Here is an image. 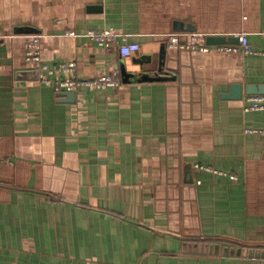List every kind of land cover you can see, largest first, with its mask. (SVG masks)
<instances>
[{
  "label": "crops",
  "instance_id": "crops-1",
  "mask_svg": "<svg viewBox=\"0 0 264 264\" xmlns=\"http://www.w3.org/2000/svg\"><path fill=\"white\" fill-rule=\"evenodd\" d=\"M91 29L139 52L105 51ZM190 32L245 33L262 54L167 46ZM31 36L81 79L137 61L149 74L56 94L25 61ZM248 85L264 86V0H0V264H264V111H244Z\"/></svg>",
  "mask_w": 264,
  "mask_h": 264
},
{
  "label": "built area",
  "instance_id": "built-area-1",
  "mask_svg": "<svg viewBox=\"0 0 264 264\" xmlns=\"http://www.w3.org/2000/svg\"><path fill=\"white\" fill-rule=\"evenodd\" d=\"M68 36H76L73 31L67 33ZM89 41L96 43L105 51L115 49L120 58H128L139 52V44L129 42L125 37H119L111 29L88 30L84 35ZM182 36L187 39L183 40ZM206 35L190 32L186 34L169 33L166 35L167 46L179 51H190L199 53H209L216 51L224 54H262L260 51L252 49L248 43L247 35L241 33L237 35L238 43L209 45L206 42ZM40 37L31 36L25 42L24 58L34 71L38 74V82L51 88L56 94L74 92L79 88H92L104 91L109 88L120 87L122 84L120 72L113 71L99 75L93 79H81L77 76V65L74 61L62 62L56 64H47L42 60L40 52ZM244 111H264V95L253 94L246 97ZM256 132V131H254ZM197 168L212 171L204 166H195ZM215 172V171H214Z\"/></svg>",
  "mask_w": 264,
  "mask_h": 264
},
{
  "label": "water",
  "instance_id": "water-1",
  "mask_svg": "<svg viewBox=\"0 0 264 264\" xmlns=\"http://www.w3.org/2000/svg\"><path fill=\"white\" fill-rule=\"evenodd\" d=\"M206 42L209 45H218V44H232V43H238V38H234V37H223V36H208L206 38ZM135 65H139V70H134V71H128L127 67L125 66L124 63L121 64L120 66V72L122 77L124 78V80H128L130 78H136V77H147L149 73H146L143 71V62L141 61H137ZM34 74L38 75L36 71H33ZM157 80H163L166 78H170L167 77L165 75H163V71H162V66L160 65V67L157 70L156 73ZM138 80V79H137ZM141 80V79H140ZM147 80H152V79H147ZM127 82V81H126ZM231 93L229 95H225V97L227 98H233V99H238L241 98V89L240 86L238 85H232L231 88ZM65 95H69V93H64ZM71 95H73V93L70 92ZM245 94L248 95H253V94H264V86L260 85V86H254V85H248L245 89Z\"/></svg>",
  "mask_w": 264,
  "mask_h": 264
}]
</instances>
